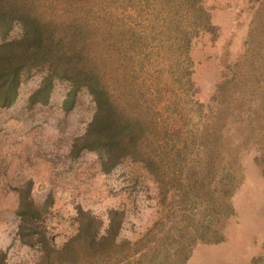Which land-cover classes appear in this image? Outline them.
<instances>
[{
  "label": "trees",
  "instance_id": "obj_1",
  "mask_svg": "<svg viewBox=\"0 0 264 264\" xmlns=\"http://www.w3.org/2000/svg\"><path fill=\"white\" fill-rule=\"evenodd\" d=\"M220 1L238 23L247 17L243 48L234 59L221 51L203 98L193 50L197 43L215 47L221 26L206 0H0V107L13 104L19 84L36 70L29 105L47 103L58 79L67 85L64 112L86 91L91 115L65 155L90 152L99 173L126 159L141 162L179 210L169 227L160 222L131 242L116 240L120 211L109 209L101 227L100 218L76 206L75 232L56 244L44 222L52 191L35 196L31 179H23L14 186L16 236L38 249L35 264H182L192 244L222 239L244 156L251 154L264 175V0ZM155 47L167 54L162 67ZM0 264H7L2 249Z\"/></svg>",
  "mask_w": 264,
  "mask_h": 264
},
{
  "label": "rangeland",
  "instance_id": "obj_2",
  "mask_svg": "<svg viewBox=\"0 0 264 264\" xmlns=\"http://www.w3.org/2000/svg\"><path fill=\"white\" fill-rule=\"evenodd\" d=\"M207 2L213 10L212 19L221 26L215 47L197 43L193 50L200 60L193 77L203 98L224 59L221 51H226L229 59L241 52L247 23V17L238 23L235 10L220 0ZM234 6L237 12L240 6ZM151 54L160 67L167 61L166 52L158 47ZM40 76V71H32L19 84L13 104L0 107V249L6 252L7 264H35L39 254L35 246L21 243L16 236L14 186L27 178L32 181L35 196L52 191V204L44 222L56 244L75 232L76 206L100 218L101 227L107 222L109 209L120 211L117 241H137L157 230L160 222L163 229L173 224L179 210L169 205L171 194L163 195L160 182L147 173L141 162L126 159L110 172L99 173L90 152L76 159L65 155L70 141L91 115V97L84 90L78 91L73 106L64 112L61 102L67 85L58 79L47 103L29 105L27 96L38 85ZM250 157L247 154L242 161L243 176L231 198L233 213L220 225L222 239L192 244L182 264H252V256L264 254V175Z\"/></svg>",
  "mask_w": 264,
  "mask_h": 264
}]
</instances>
